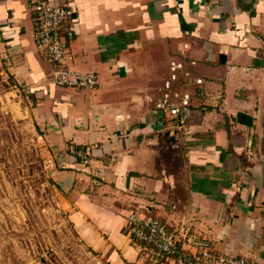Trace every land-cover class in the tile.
I'll return each instance as SVG.
<instances>
[{"label": "crops", "instance_id": "1", "mask_svg": "<svg viewBox=\"0 0 264 264\" xmlns=\"http://www.w3.org/2000/svg\"><path fill=\"white\" fill-rule=\"evenodd\" d=\"M66 1L76 11L69 66L96 73L94 89L55 84L28 0H0V62L82 241L108 264H141L145 248L126 228L134 207L264 264V0ZM175 60L204 80L186 87L192 136L183 144L162 132L154 109Z\"/></svg>", "mask_w": 264, "mask_h": 264}, {"label": "rangeland", "instance_id": "2", "mask_svg": "<svg viewBox=\"0 0 264 264\" xmlns=\"http://www.w3.org/2000/svg\"><path fill=\"white\" fill-rule=\"evenodd\" d=\"M20 94L0 62V264H108L82 241L62 209L51 178V154L27 105L19 101ZM132 208L130 212L157 217L179 230L180 239L184 226L197 235L188 224L171 226L156 213ZM126 228L129 231V224ZM132 238L145 248L141 264H170V260L180 264L160 255L150 243ZM182 247L196 252L189 243Z\"/></svg>", "mask_w": 264, "mask_h": 264}, {"label": "built area", "instance_id": "3", "mask_svg": "<svg viewBox=\"0 0 264 264\" xmlns=\"http://www.w3.org/2000/svg\"><path fill=\"white\" fill-rule=\"evenodd\" d=\"M28 1L35 15L37 46L57 67L55 84L67 88L94 89L99 84L96 73H80L69 66L74 56L66 30L74 20L76 11L66 0ZM203 84L202 78L193 76L187 62H171L169 78L161 87L162 96L155 103L154 109L163 122L162 132L174 138L175 144H183L192 136L188 119L193 95L186 87H200ZM74 153L85 166L90 165L91 159L87 150L77 149ZM127 224L134 239L150 243L160 255L176 259L180 264H252L228 253L216 252L211 248L209 240L193 234L189 227H182L180 239L179 230L170 229L159 218L150 215L131 212L127 216ZM188 243L196 252L183 249L182 245Z\"/></svg>", "mask_w": 264, "mask_h": 264}, {"label": "trees", "instance_id": "4", "mask_svg": "<svg viewBox=\"0 0 264 264\" xmlns=\"http://www.w3.org/2000/svg\"><path fill=\"white\" fill-rule=\"evenodd\" d=\"M166 257V256H165Z\"/></svg>", "mask_w": 264, "mask_h": 264}]
</instances>
